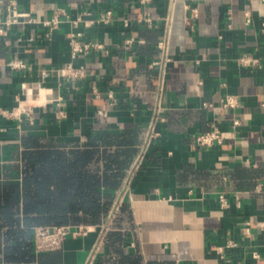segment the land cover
Wrapping results in <instances>:
<instances>
[{
  "label": "crops",
  "instance_id": "obj_1",
  "mask_svg": "<svg viewBox=\"0 0 264 264\" xmlns=\"http://www.w3.org/2000/svg\"><path fill=\"white\" fill-rule=\"evenodd\" d=\"M16 1L38 20L58 7L69 19L88 14L78 25L62 16L51 30L20 22L0 36V248L10 184L22 177V136L81 145L90 130H112L136 152L98 223L72 225L87 229L39 253L32 232L28 254L0 261L264 264V0ZM105 8L113 13L108 23L85 25ZM74 32L101 46L72 58ZM244 55L256 63L242 64ZM11 59L25 67L10 68ZM70 62L87 75L49 73ZM22 83L51 89L31 121L1 113L16 110ZM228 95L235 107L222 106ZM213 127L224 140L197 146L195 135Z\"/></svg>",
  "mask_w": 264,
  "mask_h": 264
},
{
  "label": "trees",
  "instance_id": "obj_2",
  "mask_svg": "<svg viewBox=\"0 0 264 264\" xmlns=\"http://www.w3.org/2000/svg\"><path fill=\"white\" fill-rule=\"evenodd\" d=\"M118 136L112 130H90L81 145L33 134L21 137L22 177L11 182L7 194L12 209L1 222L7 229L0 260L19 261L28 254L36 226L99 222L136 152Z\"/></svg>",
  "mask_w": 264,
  "mask_h": 264
},
{
  "label": "built area",
  "instance_id": "obj_3",
  "mask_svg": "<svg viewBox=\"0 0 264 264\" xmlns=\"http://www.w3.org/2000/svg\"><path fill=\"white\" fill-rule=\"evenodd\" d=\"M143 3L149 2L150 0H140ZM88 14L87 12H81L75 18L69 19V14L64 8H56L50 18L38 20L30 15L29 12H26L18 7L16 0H8L7 2H2L0 0V36L5 35L8 29L20 22H33L41 24L43 27L49 28L50 30L56 27L61 21L62 16L64 20H69L72 25H78L83 20V15ZM112 10L105 8L98 13V16L91 21L85 22V25L91 23L106 24L112 19ZM245 23L248 24L251 21V14L249 11L244 12ZM231 16H228L230 19ZM145 21H150L149 14L146 13L143 16ZM128 43L132 42V39L127 40ZM101 45L97 42H86L83 40L80 32H74L70 36V53L71 57L75 58L79 53L88 51L90 48H99ZM167 53H164V61L167 60ZM242 64H254L256 60L249 58L248 56H242L240 58ZM7 65L12 69H20L25 67V62L20 59H11L8 61ZM49 73H54L56 76L64 78H84L87 75L86 68L83 65H75L72 62L67 63L59 68L50 70ZM21 97L18 98V104L16 110L13 109L10 112L1 113L6 114L7 116H22L23 114L32 120L31 112L32 108L37 104H45L51 101L50 95L51 89H45L40 86H34L33 84L22 83L21 86ZM36 90L37 96L40 100L29 98L32 96L31 90ZM94 93L98 96V91L96 88H93ZM107 97L112 101L115 99L112 92H108ZM237 101L233 96H225L222 99L223 107H235ZM205 106H211V104H204ZM101 113V112H100ZM59 116H63V112L59 111ZM239 123L238 119L233 120V124L237 125ZM224 140V136L221 130L218 127H213L212 129L199 133L195 135L194 142L197 146H211L214 143H221ZM221 204H225V198L223 195L219 196ZM87 229L86 226H71V225H61V226H36L33 229V249L35 252H43L48 250H53L59 248L62 244L63 239L68 234H79L83 233ZM232 243L230 242L229 245ZM0 264H22L20 262H4L0 261Z\"/></svg>",
  "mask_w": 264,
  "mask_h": 264
},
{
  "label": "bare ground",
  "instance_id": "obj_4",
  "mask_svg": "<svg viewBox=\"0 0 264 264\" xmlns=\"http://www.w3.org/2000/svg\"><path fill=\"white\" fill-rule=\"evenodd\" d=\"M31 93H32V96L29 98V100H32V99H36V100H40V98L37 96L36 98H34L33 96L35 95V94H37V91L36 90H31Z\"/></svg>",
  "mask_w": 264,
  "mask_h": 264
}]
</instances>
